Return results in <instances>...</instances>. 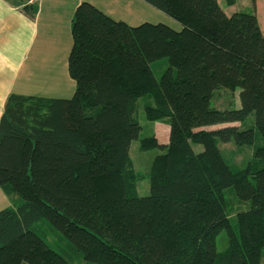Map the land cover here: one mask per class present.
Segmentation results:
<instances>
[{"label": "trees", "instance_id": "obj_1", "mask_svg": "<svg viewBox=\"0 0 264 264\" xmlns=\"http://www.w3.org/2000/svg\"><path fill=\"white\" fill-rule=\"evenodd\" d=\"M181 25L129 26L81 2L71 20L69 99L9 94L0 118V264H70L32 227L47 221L85 264H264V35L218 0H143ZM233 6L236 0H222ZM29 9V10H28ZM23 11L31 18L34 6ZM165 59L156 79L150 65ZM175 70V72H174ZM220 89L239 108H211ZM144 116L167 123L147 196L129 149ZM253 116V125L246 127ZM220 126L217 129L211 127ZM253 147L232 171L219 144ZM194 145L202 147L200 152ZM250 206L232 226L223 192ZM224 231L227 248L216 251Z\"/></svg>", "mask_w": 264, "mask_h": 264}, {"label": "rangeland", "instance_id": "obj_2", "mask_svg": "<svg viewBox=\"0 0 264 264\" xmlns=\"http://www.w3.org/2000/svg\"><path fill=\"white\" fill-rule=\"evenodd\" d=\"M72 1L73 0H70V2ZM218 1L227 16L234 13H246L256 16L260 29L264 35V0H236V3L230 7L226 6L222 0ZM82 2L92 4L112 19L121 20L129 26H138L142 23H160L172 28L174 31L181 30V25L177 21L155 9L143 0H82ZM70 7L72 10L71 5ZM68 9L62 14L60 25H55L59 28L58 34L62 35V40L65 42V45L62 46L66 48L65 55L62 57V52L55 53L54 56L56 57V62L55 60H50V62L45 65L38 63L36 77H33L32 79L30 78L31 76L22 78L16 87V93L18 92V94L26 96L38 95L48 98L63 97L69 99L72 97L75 90L74 83L69 79L67 67H65V64L67 65V56L72 45L71 35L67 32V29L69 31L71 27V17H69V20ZM43 13L44 17L46 15L45 11H43ZM43 19H45V17ZM34 66L35 64L32 63L26 65L25 72H30ZM150 67L156 79H160L162 73L169 66L167 61L163 59L152 63ZM238 94L239 90H236L235 92L226 89L216 91L210 103L211 108L221 111L226 109H238ZM148 101V98H141L137 102L138 120L142 129L138 139L132 141L129 149V155L133 162L134 170L139 176L137 184L139 196L148 195V173L150 164L153 158L160 154L158 149H152L149 151H142L139 149V140L151 137L155 125V123L147 121L144 116V105L147 104ZM161 124L165 126H163L162 132L160 131L159 133H156L158 136V138H155L157 142L158 140L161 141L162 139H165L167 136L168 125L167 123ZM252 125L253 116H250L246 121V127ZM218 146L222 151L225 162L229 165L232 171L243 169L246 164L252 160L253 147L251 146L237 147L233 142L226 144L220 143ZM192 147L197 153L202 150V147L198 145ZM223 195L228 210L227 212L230 213L229 218L233 226L235 225V214L239 211L247 210L250 204L249 202L240 201L236 197L233 188L226 189L223 192ZM31 230L41 237L54 251L66 258L70 264H85L81 261L79 256L70 249L68 240L61 233L57 232L47 221H40L36 226L32 227ZM227 246V236L226 233L222 231L216 237V251L221 253L227 248Z\"/></svg>", "mask_w": 264, "mask_h": 264}, {"label": "crops", "instance_id": "obj_3", "mask_svg": "<svg viewBox=\"0 0 264 264\" xmlns=\"http://www.w3.org/2000/svg\"><path fill=\"white\" fill-rule=\"evenodd\" d=\"M81 2L82 0H73L72 2L70 0H0V118L8 95L18 94L16 87L22 78L36 77L38 63L45 65L50 60L56 62L55 53L62 52V57L65 55L66 48L62 47L65 42L62 40V35L58 34L59 28L55 25H60L62 14L68 8V19L71 17L72 20L74 10ZM27 5L36 8V14L32 18L23 11ZM43 11L46 14L45 19H43ZM67 32H71V27L69 31L67 29ZM31 63L35 66L26 73L25 66ZM65 67H67L66 64ZM69 79L71 78L69 77ZM71 81L74 83L72 79ZM163 126L165 125L155 123L153 129L155 138H158L156 133L163 131ZM166 135L165 139H162L163 141L158 140L160 144L168 143L169 127ZM11 206V201L0 190V211Z\"/></svg>", "mask_w": 264, "mask_h": 264}]
</instances>
